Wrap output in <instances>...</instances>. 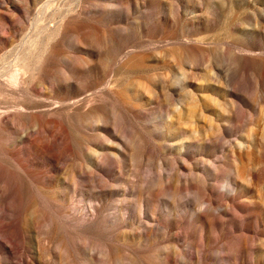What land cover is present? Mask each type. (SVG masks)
<instances>
[{"label":"rangeland","instance_id":"obj_1","mask_svg":"<svg viewBox=\"0 0 264 264\" xmlns=\"http://www.w3.org/2000/svg\"><path fill=\"white\" fill-rule=\"evenodd\" d=\"M0 264H264V0H0Z\"/></svg>","mask_w":264,"mask_h":264}]
</instances>
